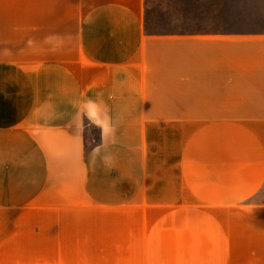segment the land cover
<instances>
[{
	"label": "crops",
	"instance_id": "0c3cea01",
	"mask_svg": "<svg viewBox=\"0 0 264 264\" xmlns=\"http://www.w3.org/2000/svg\"><path fill=\"white\" fill-rule=\"evenodd\" d=\"M146 11L0 0V264H64L68 216L102 248L148 212L264 264V0H172L161 32Z\"/></svg>",
	"mask_w": 264,
	"mask_h": 264
},
{
	"label": "rangeland",
	"instance_id": "374dc122",
	"mask_svg": "<svg viewBox=\"0 0 264 264\" xmlns=\"http://www.w3.org/2000/svg\"><path fill=\"white\" fill-rule=\"evenodd\" d=\"M174 1L176 4L180 2ZM171 2L172 0H146L148 31L161 32L171 29L165 24L166 18L161 17L170 12ZM197 205L199 207L196 211L201 210L202 203ZM253 214L254 225L264 223V184L262 193L254 197ZM154 215L155 213L148 212L144 226L146 230L143 233H114L113 239L107 245H101L102 248L98 247V243L91 241L90 232L82 231L80 225L74 223V216H68L64 264H217L210 262L207 250L189 247L192 234L187 233L186 216L179 217L178 231L172 232L169 227V230L162 232L157 230L158 226L154 231ZM229 220L230 218L227 219L228 223ZM197 240H200L198 236L195 238V241ZM258 247L264 250V246Z\"/></svg>",
	"mask_w": 264,
	"mask_h": 264
}]
</instances>
